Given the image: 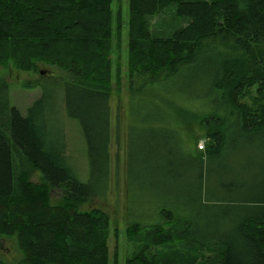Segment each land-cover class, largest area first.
Segmentation results:
<instances>
[{
    "label": "trees",
    "instance_id": "trees-1",
    "mask_svg": "<svg viewBox=\"0 0 264 264\" xmlns=\"http://www.w3.org/2000/svg\"><path fill=\"white\" fill-rule=\"evenodd\" d=\"M113 3L0 0V61L11 58L21 69L36 70L34 60H44L69 73L64 110L79 121L90 160V178L81 181L67 154L66 134L54 129V100L47 89L23 114L10 102L9 82L0 80V237L18 238L23 253L18 264L110 263L108 214L82 206L105 192L111 178V99L121 77L113 53L123 34V10L115 11ZM170 8L186 25L171 36H155L151 18ZM127 35L129 79H145L133 93L185 69L199 73L198 87L183 90L175 100L163 98L188 131L194 123L204 129L206 149L190 154L202 193L210 162L227 150L232 124L243 135H264V0H130ZM184 98L197 100L186 105ZM13 145L26 166L39 172L40 184L28 182ZM52 190L61 192L56 203L50 200ZM232 193L231 200L216 199L219 206L236 210L228 216L236 225L228 234L197 232L193 220L176 210L162 209L164 221L157 223L133 221L129 234L144 232L148 244L160 249L142 250L130 263L264 264V189L258 195L253 190L252 196ZM0 264L15 263L0 258Z\"/></svg>",
    "mask_w": 264,
    "mask_h": 264
},
{
    "label": "rangeland",
    "instance_id": "rangeland-1",
    "mask_svg": "<svg viewBox=\"0 0 264 264\" xmlns=\"http://www.w3.org/2000/svg\"><path fill=\"white\" fill-rule=\"evenodd\" d=\"M119 6L123 10V34L120 49L116 46L113 53L114 61L120 64L121 77L114 84L115 93L111 99V178L106 191L95 195L82 208H97L108 214L109 264H133L129 260L142 250L158 253L160 246L149 245L144 232L137 237L131 236L128 227L135 220L147 224L160 222L162 209L187 214L197 232H209L215 237L217 232L228 234L233 231L236 225L228 216H235L236 210L229 205L219 206L216 199L231 200L235 190L245 191L249 196L253 190L257 195L261 193L264 189V135L253 132L252 135H243L237 125L232 124L227 150L223 156L210 162L208 179L204 181V192L201 193L198 166L190 154L196 155L206 149L204 129L194 123L189 129L196 136L188 131L176 110L164 104L168 101L163 98L175 100L183 90L191 89L194 84L197 86L195 82L199 73L192 68L185 69L178 76L153 84L151 89L133 93L145 79L136 78L134 82L129 79L127 33L130 0H114L115 11ZM185 25L186 21L176 17L171 8L152 17L150 23L155 36H171ZM34 61L36 70L21 69L11 58L7 63L0 61V80L9 82L10 102L23 114L47 89L49 99L54 100L55 108L50 114L54 129L66 134L72 168L77 177L86 182L90 178L88 145L79 121L69 118L64 110V82L69 79V73L44 60ZM36 80L41 83L34 87L25 86L27 81ZM147 98L155 102H147ZM192 100L197 99L184 98L186 105ZM13 152L16 161L27 172L28 182L32 186L40 184L39 172L26 166L14 145ZM60 195V191L52 190L51 202L56 203ZM221 216L226 217L223 224L218 223ZM19 249L16 236L0 237V258L18 264L23 257Z\"/></svg>",
    "mask_w": 264,
    "mask_h": 264
},
{
    "label": "built area",
    "instance_id": "built-area-1",
    "mask_svg": "<svg viewBox=\"0 0 264 264\" xmlns=\"http://www.w3.org/2000/svg\"><path fill=\"white\" fill-rule=\"evenodd\" d=\"M203 146V145H202Z\"/></svg>",
    "mask_w": 264,
    "mask_h": 264
}]
</instances>
